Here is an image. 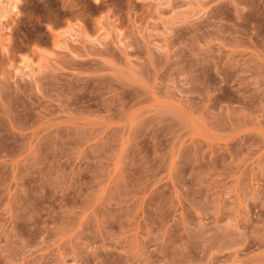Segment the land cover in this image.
<instances>
[{"label": "rangeland", "instance_id": "obj_1", "mask_svg": "<svg viewBox=\"0 0 264 264\" xmlns=\"http://www.w3.org/2000/svg\"><path fill=\"white\" fill-rule=\"evenodd\" d=\"M0 264H264V0H0Z\"/></svg>", "mask_w": 264, "mask_h": 264}]
</instances>
